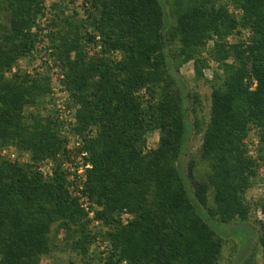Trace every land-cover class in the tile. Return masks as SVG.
<instances>
[{
	"label": "trees",
	"instance_id": "16d2710c",
	"mask_svg": "<svg viewBox=\"0 0 264 264\" xmlns=\"http://www.w3.org/2000/svg\"><path fill=\"white\" fill-rule=\"evenodd\" d=\"M81 1L82 19L55 5L42 27L47 0H0V264H41L54 227L83 264H218L223 230L246 227L250 212L245 194L257 169L244 141L252 132L264 169V0ZM43 38L77 108L74 132L94 129L82 146L91 164L83 193L99 208L101 230L91 229L57 163L48 177L38 169L68 153L54 115L36 111L48 77L18 67ZM209 62L217 67L202 131L180 69L192 63L200 80ZM193 127L202 132V180L185 164ZM151 133L158 140L149 150ZM7 148L28 160L10 161Z\"/></svg>",
	"mask_w": 264,
	"mask_h": 264
},
{
	"label": "rangeland",
	"instance_id": "374dc122",
	"mask_svg": "<svg viewBox=\"0 0 264 264\" xmlns=\"http://www.w3.org/2000/svg\"><path fill=\"white\" fill-rule=\"evenodd\" d=\"M46 5L52 13L54 6L66 7L65 0H47ZM66 13L71 15V12L76 11L78 18L84 17L82 1L78 0L74 5H69L65 9ZM5 21V12L0 11V22ZM247 32L242 33L241 39L247 38ZM228 43H232L234 38L230 37ZM44 55L36 54V58H26L18 62L19 69L33 73L41 66V60ZM217 65L213 62L208 63V68L204 70V78L196 79L194 75L193 64L188 63L180 69V75L183 77L184 82L187 85V92L189 95L197 96V103H193L192 98L188 99L189 111L195 109V115L200 123V129L203 131L206 123L208 122L209 110H210V96H211V80L213 73L216 71ZM37 72V71H36ZM46 99L41 106L38 107V111L41 115L45 113ZM194 115L191 116V121L194 122ZM250 136H255L252 132ZM158 140L157 133H151L146 140L147 149H153L156 147ZM202 141V132H198L197 127H193L192 133L188 141L187 154L185 156V164H189L192 161L195 165V176L202 180L207 171V166L199 160V149ZM16 155L19 159L22 154H18L16 150L10 148L6 155ZM260 177L257 175L255 181L252 183L251 188L245 194V201L250 207L248 219L243 224L246 227H241V230L237 228H229L223 230V248L221 258L218 264H262L261 249L258 245V224L257 210L261 208L262 200L258 196L257 183ZM91 229L101 230V228L91 226ZM245 239V240H244ZM51 251L50 254L43 257L41 264H83L80 256L73 253L68 244L64 241V234L62 232L56 233L55 227L52 230L51 236ZM101 239H98L100 242ZM245 241V242H244ZM98 246V245H97ZM99 251H103L102 245L98 247Z\"/></svg>",
	"mask_w": 264,
	"mask_h": 264
},
{
	"label": "built area",
	"instance_id": "2783aa9c",
	"mask_svg": "<svg viewBox=\"0 0 264 264\" xmlns=\"http://www.w3.org/2000/svg\"><path fill=\"white\" fill-rule=\"evenodd\" d=\"M85 9L89 10L88 7H85ZM229 11L238 14L237 11H233L231 8H229ZM52 16V12L46 5L44 16L39 21L40 25L45 27ZM46 32V30H43L42 34L45 35ZM246 34L248 37V33ZM46 44L47 39L43 38L42 42L35 46V49L31 52L28 58H36L37 53L39 55H44L42 59H40L41 66L36 70L37 73L46 74L49 80V92L46 97L44 114L46 115L51 113L54 115L55 120L60 126L62 137L67 141L66 149L68 153L66 157L63 155H57L55 161L47 160L40 163L38 165V169L45 177H48L52 174V170L57 163L65 174L71 197L78 200L79 207L86 214V218L90 220L91 226L97 227L99 222L95 219V212L96 210H99V208L95 204L90 203L88 198L83 193L84 184L86 182V173L91 169V164L88 161V153L82 149V146L85 139L91 138L94 135V129H89L82 135L74 132L76 127L77 108L74 105L73 100L70 98L65 85L63 84L64 75L61 70V66L58 62H55L51 59L49 56L51 50L47 49ZM209 45L210 43L207 44V47H209ZM109 57L115 61L119 59V54L117 52H111L109 53ZM252 83V86L255 87V81ZM244 145L246 155L255 163L257 175L260 177V180L257 183V192L259 198L263 202L264 169L258 158L260 142L256 136L249 135L245 139ZM9 149L10 148L4 149L2 151V155L10 161L26 162L28 160L27 154H22L20 159L15 154L7 156L6 153ZM256 214L259 222L264 223V211H262L260 208L257 210ZM130 218L131 217L125 212L119 215V220L122 223L127 222V220Z\"/></svg>",
	"mask_w": 264,
	"mask_h": 264
}]
</instances>
